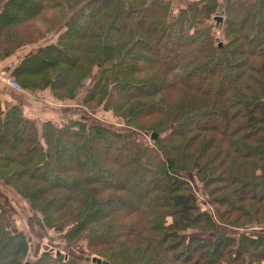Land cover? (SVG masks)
Returning a JSON list of instances; mask_svg holds the SVG:
<instances>
[{
  "label": "trees",
  "instance_id": "obj_1",
  "mask_svg": "<svg viewBox=\"0 0 264 264\" xmlns=\"http://www.w3.org/2000/svg\"><path fill=\"white\" fill-rule=\"evenodd\" d=\"M6 60L70 104L0 98V186L35 227L109 264H264V0H0ZM28 238L0 203V264H79Z\"/></svg>",
  "mask_w": 264,
  "mask_h": 264
},
{
  "label": "rangeland",
  "instance_id": "obj_2",
  "mask_svg": "<svg viewBox=\"0 0 264 264\" xmlns=\"http://www.w3.org/2000/svg\"><path fill=\"white\" fill-rule=\"evenodd\" d=\"M176 6H183L189 0H174ZM83 109V108H82ZM84 110V109H83ZM81 108L73 111V116H80ZM96 119L104 122H114L113 114L111 111L102 110L98 114H95ZM119 125V124H118ZM5 188L2 184H0ZM1 188V187H0ZM0 203L11 212V217L16 224V229L23 231L29 237L30 242V254L29 261L33 260L35 256L39 255L45 248L61 249L68 252L70 255L75 256L79 260V264H96L91 261H87V257H92L85 250V242H81L77 247H70L65 241L61 242V237L57 234L41 231L35 227L34 222L31 217L30 208L27 206V202L21 199L17 194L9 189H0Z\"/></svg>",
  "mask_w": 264,
  "mask_h": 264
},
{
  "label": "crops",
  "instance_id": "obj_3",
  "mask_svg": "<svg viewBox=\"0 0 264 264\" xmlns=\"http://www.w3.org/2000/svg\"><path fill=\"white\" fill-rule=\"evenodd\" d=\"M24 52V50H21L20 53H16L13 61H17V59H15L16 56L21 58ZM8 61H4L0 68L4 65L7 66L10 64ZM0 98L3 103L7 104H15L17 102L21 103L25 113L37 119L38 122H43L47 119H56L58 116L62 117V113H65L66 109L70 107L69 103H57L56 100L47 95L45 92L38 94V96H35L28 91H21L20 93H17L7 88L6 85L2 86L1 84Z\"/></svg>",
  "mask_w": 264,
  "mask_h": 264
},
{
  "label": "built area",
  "instance_id": "obj_4",
  "mask_svg": "<svg viewBox=\"0 0 264 264\" xmlns=\"http://www.w3.org/2000/svg\"><path fill=\"white\" fill-rule=\"evenodd\" d=\"M12 64H8L7 67L0 69V83L7 85L8 87L22 91L23 88L20 83L11 75Z\"/></svg>",
  "mask_w": 264,
  "mask_h": 264
},
{
  "label": "water",
  "instance_id": "obj_5",
  "mask_svg": "<svg viewBox=\"0 0 264 264\" xmlns=\"http://www.w3.org/2000/svg\"><path fill=\"white\" fill-rule=\"evenodd\" d=\"M215 20H216L217 24L222 23L223 22V17L216 16ZM219 45H221V44H219ZM157 137H158L157 133H153L152 134V139H156ZM86 260L87 261H91V262L96 263V264H109L108 261L103 260L102 258L97 257V256L87 257ZM25 264H33V263L26 262Z\"/></svg>",
  "mask_w": 264,
  "mask_h": 264
}]
</instances>
